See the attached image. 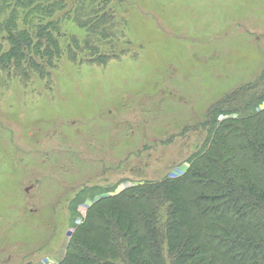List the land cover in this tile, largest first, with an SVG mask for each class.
Wrapping results in <instances>:
<instances>
[{
    "label": "rangeland",
    "instance_id": "rangeland-1",
    "mask_svg": "<svg viewBox=\"0 0 264 264\" xmlns=\"http://www.w3.org/2000/svg\"><path fill=\"white\" fill-rule=\"evenodd\" d=\"M119 1L129 56L65 62L51 92L0 76V264H56L81 189L182 174L208 109L262 73L264 0Z\"/></svg>",
    "mask_w": 264,
    "mask_h": 264
},
{
    "label": "trees",
    "instance_id": "trees-1",
    "mask_svg": "<svg viewBox=\"0 0 264 264\" xmlns=\"http://www.w3.org/2000/svg\"><path fill=\"white\" fill-rule=\"evenodd\" d=\"M112 2L0 0V76L51 92L65 62L121 61L132 45ZM198 126L207 137L182 174L71 198L56 264H264V68Z\"/></svg>",
    "mask_w": 264,
    "mask_h": 264
}]
</instances>
